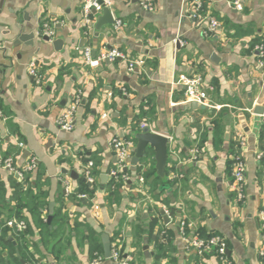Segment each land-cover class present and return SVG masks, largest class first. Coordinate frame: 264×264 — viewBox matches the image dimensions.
<instances>
[{
	"label": "crops",
	"instance_id": "0c3cea01",
	"mask_svg": "<svg viewBox=\"0 0 264 264\" xmlns=\"http://www.w3.org/2000/svg\"><path fill=\"white\" fill-rule=\"evenodd\" d=\"M201 3L196 11L195 0H155L146 11L138 0H112L120 26L96 30V15L84 21L83 0L3 1L0 157L10 156L18 168L34 159L36 167L22 181L0 163V227L7 239L0 241V264H119L104 257L103 233L112 248L131 256L130 264H264V118L254 113L264 107V52L256 50L264 47V0H243L240 11L226 0ZM208 17L219 29L207 30ZM46 27L54 31L49 40ZM84 47L95 56L117 48L143 64L129 70L127 60L115 59L90 67ZM31 61L39 82L29 73ZM180 74L200 79L212 107L187 101ZM76 97L73 128L60 130L57 118ZM141 124L169 138L165 179L156 174L150 148L125 174L111 175L117 169L111 140L135 146ZM237 153L246 164L240 200L232 178ZM71 171H87L90 184L71 178ZM22 199L27 229L20 236L1 222L16 220L7 216ZM37 202L42 205L32 212ZM209 233L225 242L224 256L187 244Z\"/></svg>",
	"mask_w": 264,
	"mask_h": 264
},
{
	"label": "built area",
	"instance_id": "2783aa9c",
	"mask_svg": "<svg viewBox=\"0 0 264 264\" xmlns=\"http://www.w3.org/2000/svg\"><path fill=\"white\" fill-rule=\"evenodd\" d=\"M226 1L235 10L240 11L243 9V0H226ZM111 2L112 0H83L82 15L84 17V21L86 23L89 22L88 16L92 10H95L96 12H101L103 7L104 6L109 7L111 5ZM138 2L140 7L146 11H151L154 9L155 0H138ZM201 5H202L201 0H195L196 11H199L201 9ZM207 22H208L207 30L209 32H214L220 27V23L218 22V20L213 17H208ZM120 24L121 21L119 19H114V26L116 28L119 27ZM43 35L51 39L53 38L54 31L53 29L46 27L45 30L43 31ZM178 42L181 43L180 40H178ZM256 50L260 54H263L264 52L263 45L261 44L256 45ZM91 52L92 50L90 47H84L82 49L84 62L90 67H96L100 64L101 61L104 60L113 61L118 58L127 60L129 70H132L134 67L143 64L142 59H135V60L127 59L126 56L117 48L107 49L105 52L101 53L98 56H92ZM28 70L29 73L36 79V81L39 82L40 75L36 71V64L34 61L30 62ZM178 80L186 88V97L188 102H198L204 106L212 107V105L209 104L208 102L206 90L202 87V84L198 77H190L185 74H180ZM78 102H79V98L76 97V99H74V102L58 116L57 126L59 127L60 130L70 131L73 128L75 109ZM106 116H107L106 113L102 114L103 118H105ZM261 117L264 118V113L261 115ZM144 125L145 124H141V128ZM237 141L239 142V145L241 147L244 146L245 141L243 140V137L241 135L237 137ZM111 145L115 151V155L117 158V169L111 171V175L113 177H117L123 169H126L129 166L130 157L134 145L131 140H126L118 136H115L111 140ZM197 151L198 150H194L193 158L197 156ZM257 157L259 158L260 155L257 154ZM1 162L2 160L0 157V163ZM2 166L3 168L7 169L11 174L18 176L23 181L25 173L35 169L36 162L34 159H31L22 168H18L16 165H14L12 158L8 157L3 161ZM88 166L91 167L92 162H88ZM245 173H246V164L244 158L240 153L234 154L232 161V178L234 181V191L236 192V197L239 200L242 199L244 195L243 189L245 185ZM86 174L87 171H85L84 177L87 179V181L90 182L92 179ZM139 180L142 181V178H140ZM94 208L97 209L98 206L95 205ZM261 218L262 221L264 222V212H262ZM7 225L9 226L16 225V227L19 230H22L24 228L22 222L16 223L15 220L7 221ZM179 231L181 232V234H183V224H180ZM186 241L188 245H192L198 252L214 250L220 257L226 254V244L217 235H213L211 237H208L207 239H203L200 237H193L192 240L189 239ZM261 253L264 254V250ZM111 259L118 262L119 264H130L131 262V256L122 255L120 250L116 248L111 249Z\"/></svg>",
	"mask_w": 264,
	"mask_h": 264
},
{
	"label": "water",
	"instance_id": "95a60500",
	"mask_svg": "<svg viewBox=\"0 0 264 264\" xmlns=\"http://www.w3.org/2000/svg\"><path fill=\"white\" fill-rule=\"evenodd\" d=\"M4 0H0V8L3 4ZM92 14L96 15V22L94 24V28L96 30H99L102 26L106 24H112L114 23L113 15L109 9V7L104 6L102 11L100 13H97L95 10L91 11ZM24 30V29H23ZM23 30L20 31V35H24ZM22 37V36H20ZM44 40H49L47 36H43ZM55 49H60L62 45V40L56 39L52 42ZM92 56H95V51L92 50L91 52ZM214 55L211 56L212 59H214ZM120 59V58H118ZM106 62H109L108 60H105ZM191 105L196 107H202L204 108V105L198 103V102H191ZM254 113L258 115H262L264 113V107L263 106H256L254 108ZM264 121V120H263ZM133 137L135 139V146L132 150V157H131V164L133 166L138 165L140 160L145 156L147 148L152 149L153 151V159L155 161V170L158 177L165 179L166 178V166L167 162L170 158L169 156V138L167 136H164L162 134L153 132L150 130V128L147 125H144L140 131L135 132L133 134ZM16 176V175H15ZM70 176L73 179H79L82 182L89 185V181L84 176H79L75 171L70 172ZM18 178V176H16ZM102 181L107 179L106 174H102L100 176ZM19 179V178H18ZM20 180V179H19ZM163 187H168V185H164ZM82 201L85 202L84 198H82ZM54 203L50 202L48 205V215L46 218V223L51 226V220H52V211H53ZM160 214L163 217V220L168 223V217L165 214L163 210H160ZM146 215V214H145ZM180 220H177L176 225L179 229ZM101 242H102V248H103V255L105 258H111V242L108 234L103 233L101 234ZM228 252V251H226Z\"/></svg>",
	"mask_w": 264,
	"mask_h": 264
},
{
	"label": "trees",
	"instance_id": "16d2710c",
	"mask_svg": "<svg viewBox=\"0 0 264 264\" xmlns=\"http://www.w3.org/2000/svg\"><path fill=\"white\" fill-rule=\"evenodd\" d=\"M147 153V152H146ZM145 156H146V154H145ZM8 157H10V156H1V160H2V162H1V165H2V163H3V161L6 159V158H8ZM125 172H126V169H123L119 174H125ZM24 180H26L27 181V177L26 176H24ZM31 184V183H30ZM17 185H19L20 186V183H17ZM3 190V185H2V182H0V192H3L2 191ZM37 192H36V194H35V196H34V198H37L38 199V196H37ZM89 194H91V192H89ZM24 204L25 203H23V199H22V201L21 200H19L18 201V204L16 205V209L12 212V213H10V214H8V216L7 217H9L8 219H10V218H12V216H14V218L16 219L15 221H16V223H20L21 221H23L24 222V220H23V217H21V209L24 207ZM42 204H41V202H37V203H34L33 205H32V207H30V210L32 211V212H35V209H36V211H37V208L38 207H40ZM34 218H35V221L38 223V224H40V225H42V224H44V217H41L40 218V216L39 215H37L36 217L34 216ZM7 221H9V220H7ZM2 224H7V222L5 223V222H1V225ZM13 226H15V228H17L16 227V225H13ZM1 228V227H0ZM4 230H6L5 228H3ZM25 229H27V228H25V226H24V228L22 229L23 231L25 230ZM0 231L1 232H3V234L0 236V241H6L7 239H5L6 237L4 236V231H2V228L0 229ZM23 231H19V234L18 235H20V236H22L23 235ZM213 235H216L215 233H209V234H206V235H203V236H201L203 239H207L208 237H211V236H213ZM22 239L19 237L18 238V242H20V244H23L24 242L22 241ZM17 264H19V262H17Z\"/></svg>",
	"mask_w": 264,
	"mask_h": 264
}]
</instances>
